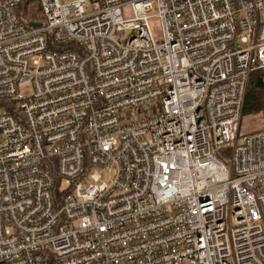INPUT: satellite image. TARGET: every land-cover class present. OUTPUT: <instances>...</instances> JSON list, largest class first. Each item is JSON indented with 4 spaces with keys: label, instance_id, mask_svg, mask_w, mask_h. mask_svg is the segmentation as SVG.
<instances>
[{
    "label": "built area",
    "instance_id": "obj_1",
    "mask_svg": "<svg viewBox=\"0 0 264 264\" xmlns=\"http://www.w3.org/2000/svg\"><path fill=\"white\" fill-rule=\"evenodd\" d=\"M21 1L0 0V264H264V128L240 132L264 0H40V27Z\"/></svg>",
    "mask_w": 264,
    "mask_h": 264
},
{
    "label": "trees",
    "instance_id": "obj_2",
    "mask_svg": "<svg viewBox=\"0 0 264 264\" xmlns=\"http://www.w3.org/2000/svg\"><path fill=\"white\" fill-rule=\"evenodd\" d=\"M18 18L22 22H44L40 0H22L16 8ZM264 113V72L256 70L251 73L244 100L243 115ZM225 152H229L226 150ZM55 188V201L61 199L63 191L59 189V182Z\"/></svg>",
    "mask_w": 264,
    "mask_h": 264
},
{
    "label": "rangeland",
    "instance_id": "obj_3",
    "mask_svg": "<svg viewBox=\"0 0 264 264\" xmlns=\"http://www.w3.org/2000/svg\"><path fill=\"white\" fill-rule=\"evenodd\" d=\"M64 2L72 1V0H63ZM91 5H89L86 9L90 10ZM153 24V30L157 37L161 34V27L159 20H152ZM20 91L25 94L26 96L31 93L30 87H24L21 88ZM135 118H139V115H136ZM264 128V113L254 114V115H243L241 126H240V132L242 135L247 134L251 131L262 129ZM106 175V180L111 181L115 174V168L114 167H108L104 171ZM61 186H63L62 182H59V189H61Z\"/></svg>",
    "mask_w": 264,
    "mask_h": 264
},
{
    "label": "water",
    "instance_id": "obj_4",
    "mask_svg": "<svg viewBox=\"0 0 264 264\" xmlns=\"http://www.w3.org/2000/svg\"><path fill=\"white\" fill-rule=\"evenodd\" d=\"M30 25L31 26H33V27H40V26H42L43 25V23L42 22H30Z\"/></svg>",
    "mask_w": 264,
    "mask_h": 264
},
{
    "label": "bare ground",
    "instance_id": "obj_5",
    "mask_svg": "<svg viewBox=\"0 0 264 264\" xmlns=\"http://www.w3.org/2000/svg\"><path fill=\"white\" fill-rule=\"evenodd\" d=\"M32 22H33V21H32ZM28 24L30 25V22H28ZM30 26H31V25H30ZM32 27H33V26H32ZM253 72H254V71H253ZM227 150H229V148H228ZM229 151H230V150H229ZM224 161H226V160H224ZM224 161H223V162H224ZM58 182H60V181H58Z\"/></svg>",
    "mask_w": 264,
    "mask_h": 264
}]
</instances>
